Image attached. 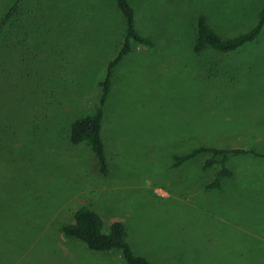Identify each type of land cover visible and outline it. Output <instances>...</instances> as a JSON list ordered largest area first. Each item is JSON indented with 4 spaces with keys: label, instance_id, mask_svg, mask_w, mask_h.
Here are the masks:
<instances>
[{
    "label": "rangeland",
    "instance_id": "374dc122",
    "mask_svg": "<svg viewBox=\"0 0 264 264\" xmlns=\"http://www.w3.org/2000/svg\"><path fill=\"white\" fill-rule=\"evenodd\" d=\"M13 0H0V14ZM0 38V264H123L63 237L87 205L119 220L156 264H264V26L224 54L192 50L199 14L222 37L256 25L264 0H130L138 30L112 70L101 137L107 172L70 122L99 105L122 40L112 0H23ZM199 145L243 149L232 176ZM253 151V152H251Z\"/></svg>",
    "mask_w": 264,
    "mask_h": 264
},
{
    "label": "trees",
    "instance_id": "16d2710c",
    "mask_svg": "<svg viewBox=\"0 0 264 264\" xmlns=\"http://www.w3.org/2000/svg\"><path fill=\"white\" fill-rule=\"evenodd\" d=\"M23 0H13L12 3L0 14V38L6 25L17 14ZM122 17V40L115 56L108 62L107 74L100 82L102 93L99 95V105L93 112L77 117L70 122L68 141L71 144L84 143L92 150L98 165L99 173L107 172V153L105 143L101 137V124L103 118V104L110 88L112 70L132 50L134 45L150 47L153 40L150 36L142 34L136 25V10L130 0H112ZM264 26V7L259 11L255 26L245 33L235 37H222L207 22L206 16L199 14L194 23V38L192 50L196 55L206 51L224 54L232 52L239 47L257 38ZM253 152V151H251ZM210 154L203 164V169H208L217 163L219 169L206 188H220L221 181L232 176V170L227 162L231 155L248 153L243 149H226L216 146L199 145L189 153L175 156V166L181 165L195 155ZM65 239L78 241L86 250L96 255L118 253L123 264H156L148 256L137 253L128 240V231L123 222L113 220L107 229L104 228L102 217L87 205L78 206L73 212L71 222L61 227Z\"/></svg>",
    "mask_w": 264,
    "mask_h": 264
}]
</instances>
